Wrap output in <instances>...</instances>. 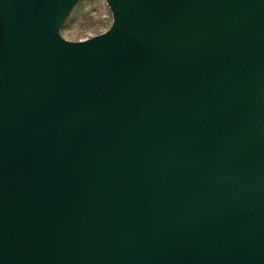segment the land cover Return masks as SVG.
Returning <instances> with one entry per match:
<instances>
[{
	"label": "water",
	"instance_id": "obj_1",
	"mask_svg": "<svg viewBox=\"0 0 264 264\" xmlns=\"http://www.w3.org/2000/svg\"><path fill=\"white\" fill-rule=\"evenodd\" d=\"M0 0V264H264V0Z\"/></svg>",
	"mask_w": 264,
	"mask_h": 264
},
{
	"label": "rangeland",
	"instance_id": "obj_2",
	"mask_svg": "<svg viewBox=\"0 0 264 264\" xmlns=\"http://www.w3.org/2000/svg\"><path fill=\"white\" fill-rule=\"evenodd\" d=\"M112 14L105 0H79L60 29L71 41L84 40L105 32Z\"/></svg>",
	"mask_w": 264,
	"mask_h": 264
}]
</instances>
